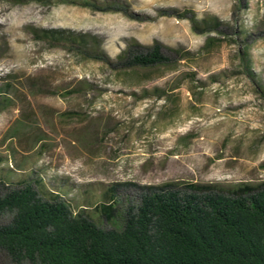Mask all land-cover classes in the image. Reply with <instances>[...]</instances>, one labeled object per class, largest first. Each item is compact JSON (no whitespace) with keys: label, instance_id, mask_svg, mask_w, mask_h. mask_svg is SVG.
<instances>
[{"label":"rangeland","instance_id":"obj_1","mask_svg":"<svg viewBox=\"0 0 264 264\" xmlns=\"http://www.w3.org/2000/svg\"><path fill=\"white\" fill-rule=\"evenodd\" d=\"M34 30L75 33L97 50L52 46ZM155 42L166 65L127 67L128 48ZM2 74L13 89L0 112V177L24 171L89 190L75 208L103 228L122 226L148 186L264 183V0H121L107 10L0 0ZM108 188L112 221L97 210ZM11 218L0 213V225ZM0 264L30 263L0 249Z\"/></svg>","mask_w":264,"mask_h":264},{"label":"trees","instance_id":"obj_2","mask_svg":"<svg viewBox=\"0 0 264 264\" xmlns=\"http://www.w3.org/2000/svg\"><path fill=\"white\" fill-rule=\"evenodd\" d=\"M54 1L107 10L121 0ZM34 36L85 54L97 50L91 51L85 38L71 32L34 30ZM162 50L158 42L146 48L135 43L124 60L135 69L161 67L168 62ZM242 62L245 66V53ZM12 89L11 81L0 86V112L11 106ZM12 175L0 177V213L12 215L8 224L0 225V249L18 263L264 264V183L229 190L197 183L148 186L125 213L122 226L106 229L87 207L75 208L91 191L51 186L42 175L30 179L24 171L14 181ZM114 193L108 188L97 206L109 221L115 214Z\"/></svg>","mask_w":264,"mask_h":264}]
</instances>
